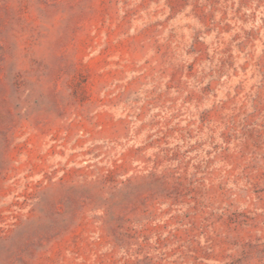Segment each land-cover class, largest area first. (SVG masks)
I'll return each instance as SVG.
<instances>
[{"label": "rangeland", "instance_id": "374dc122", "mask_svg": "<svg viewBox=\"0 0 264 264\" xmlns=\"http://www.w3.org/2000/svg\"><path fill=\"white\" fill-rule=\"evenodd\" d=\"M0 264H264V0H0Z\"/></svg>", "mask_w": 264, "mask_h": 264}]
</instances>
